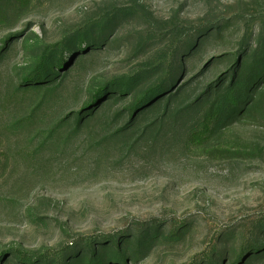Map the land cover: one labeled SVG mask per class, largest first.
<instances>
[{
	"label": "rangeland",
	"instance_id": "obj_1",
	"mask_svg": "<svg viewBox=\"0 0 264 264\" xmlns=\"http://www.w3.org/2000/svg\"><path fill=\"white\" fill-rule=\"evenodd\" d=\"M11 1L0 0V264H17L10 250L67 264L114 237L126 264H231L250 239L264 252L263 121L231 118L200 145L167 125L123 140L113 134L125 125L126 100L79 132L70 121L56 127L83 108L96 83L133 75L174 46L173 30L196 42L225 26L176 78L197 89L214 83L232 64L202 73L215 57L235 61L264 44V0ZM123 11L132 14L108 46L75 63L61 85L12 96L28 64L27 40L56 45ZM258 256L248 264H264Z\"/></svg>",
	"mask_w": 264,
	"mask_h": 264
},
{
	"label": "trees",
	"instance_id": "obj_2",
	"mask_svg": "<svg viewBox=\"0 0 264 264\" xmlns=\"http://www.w3.org/2000/svg\"><path fill=\"white\" fill-rule=\"evenodd\" d=\"M131 14L118 12L111 18L70 33L56 45H42L38 39L27 40L28 64L22 69L21 80L12 96L40 93L43 89L51 91L61 85L75 63L85 64L91 56L108 46L109 34ZM224 30L225 26L218 25L207 32L202 31L200 40L196 42L193 40L194 34L173 30L174 46L133 75L96 83L88 89L89 98L83 108L71 117L62 119L56 127L67 125L66 122L70 121L72 131L79 132L102 109L109 112L126 100L129 102L121 111L122 115H127L125 125L113 134V137L123 140L131 138L140 128L141 139L149 131L167 125L173 131L180 127L187 141L200 145L208 143L216 127L231 118L249 116L264 123V93L260 92V86L264 83V44L254 46L249 56H245V51L236 54L235 61L227 54L215 57L202 73L212 64L218 65L222 61L232 64L218 80L202 89L194 86V80L176 85L177 76L180 78L187 73L188 64L206 42L216 39ZM196 32L201 33V30L197 29ZM240 56L243 61L247 58L245 65L240 61ZM22 126V122H17L14 128ZM107 243L97 250L90 248L85 253H79L67 264H126L130 257L123 252L120 241L114 237ZM260 249L261 244L257 240H248L231 264H248L251 257L264 253ZM10 251L16 252L17 264H66L54 263L50 255Z\"/></svg>",
	"mask_w": 264,
	"mask_h": 264
}]
</instances>
